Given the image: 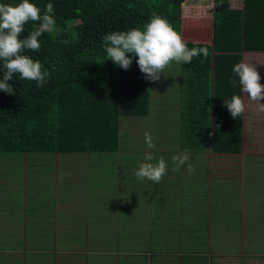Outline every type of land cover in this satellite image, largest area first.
I'll use <instances>...</instances> for the list:
<instances>
[{
  "label": "trees",
  "instance_id": "1",
  "mask_svg": "<svg viewBox=\"0 0 264 264\" xmlns=\"http://www.w3.org/2000/svg\"><path fill=\"white\" fill-rule=\"evenodd\" d=\"M183 1L32 0L42 13L46 4H53L54 29L60 32L42 34L38 38L39 52L26 50V54L39 60L44 70L51 73L43 87L38 88L35 81L22 80L14 74L9 83L15 93L0 90V157L119 151L126 139L122 137L121 120L148 115L152 83L141 73L137 57L133 56L127 70L106 59L102 38L113 31L142 30L153 15L165 18L182 36ZM18 2L0 0L9 4ZM72 20L75 23L68 29L66 24ZM35 26L33 22L27 23L21 38ZM184 41L188 48L206 47L208 56L179 64L182 72L178 113L180 141L173 154L187 150L194 155L207 149L238 154L242 149V115L233 118L224 98L234 94L242 97L232 67L243 61V53L264 52V0H242L240 7L215 8L210 43ZM230 77L237 80L235 86L229 83ZM0 79H3L2 69ZM132 145L138 146L128 145L131 151L120 153V157L132 151L142 152ZM138 166L130 168L131 177H136L134 170ZM75 167L79 169L77 172L85 171L79 162ZM200 230L197 227L194 233L202 241ZM165 232L170 236L174 233L172 227ZM3 247L1 245L0 249ZM157 249L161 253H172V248L167 246Z\"/></svg>",
  "mask_w": 264,
  "mask_h": 264
},
{
  "label": "crops",
  "instance_id": "2",
  "mask_svg": "<svg viewBox=\"0 0 264 264\" xmlns=\"http://www.w3.org/2000/svg\"><path fill=\"white\" fill-rule=\"evenodd\" d=\"M175 105L177 118L180 112V101L178 100ZM245 113L244 109L242 113L241 152L223 154L207 150V161L203 165L204 168L195 166L197 159L191 158L189 160V163L195 168L192 174L185 170L186 166L182 167L180 171H173L174 165L172 164L168 165L167 173L159 184L147 179L141 180L143 182L139 183L132 180V178L138 179L137 177L128 176L130 171L123 168L136 167L143 162V159L106 161V173L109 176L108 188L103 187L106 208L99 207L92 212V223L97 217L106 223L107 240L101 246L107 248L106 255H94L99 252L96 249H91L94 253L85 254V248H98L99 246H91L88 243L90 239L85 242L84 228L81 225L78 229H58L57 217L53 221L48 209L52 201H54L53 208L56 207L58 197V193L52 194L53 188L49 186L52 175L47 177L44 173L43 178H41L39 175L42 173L37 170L28 173L16 169L20 166L34 165L21 163L15 165L16 170L11 172L14 181L22 187L25 184L26 189L34 184H37V187L34 193L30 194L28 190L27 195L23 197L21 196V187L17 191L10 190L13 193L4 191L5 185L0 181V190L3 192L1 198L23 209V211L18 210L17 212L15 210L9 211L7 215L0 217V245L10 248L43 247L45 251L46 248H50L52 251L51 248L80 246L83 247V252L81 254L0 253V264H99V262L108 264V261L113 264H189V262L181 263L180 258L174 261L175 256L178 257L177 252L174 251H172L173 254L139 253L142 248L149 251L148 247L157 249L163 246L170 248L202 246L204 249L212 247V251L206 259L204 258L205 251L201 254L203 264H218L214 262L218 255H226L227 264H249V262L251 264H264V218L261 219V216H264V140L259 137V140L254 143L256 156L252 153L243 152V149L247 148L250 143V134L243 135L247 121V114ZM250 123L254 124V120ZM256 129H259L260 136L264 134V123L258 124ZM251 136H253L252 133ZM94 166L97 165H92V167ZM6 171L8 170H1L0 168V174L3 175ZM82 173L87 174L84 171ZM201 174L202 182H198L201 180ZM86 177L91 181L94 178V171H90ZM193 181L197 182L195 191H202L196 193L197 197H194L191 190ZM201 185H203L202 190L200 189ZM39 188L45 191H41ZM202 195H204L205 201L200 213L208 216L211 210L220 211L217 216L230 225L216 224V219L214 227L217 231L213 237L211 235L207 237L208 243L201 241L199 244V241L195 239V233L193 237L195 241L192 239L184 243H180L179 240L175 242L172 235L170 236L165 232L170 226L174 231L175 207L180 208L184 197L188 198V203H192L193 200L201 199ZM137 196H140V199L143 197L147 199L146 208L140 205L135 198ZM165 196L167 197V205L165 206L171 207V209L164 210L166 214H161L157 210V205L162 204L159 197ZM177 200H179L178 204H175ZM29 202H33L31 207H28ZM135 205L136 207L133 208ZM234 214H240L244 217L238 228H234L231 220H229ZM9 220L11 227L6 223ZM3 223L5 226H2ZM134 226L138 230L135 231L136 234L133 232ZM222 226L229 227L230 231L234 233L230 235V243L217 238L218 231L222 229ZM85 235L89 238L86 229ZM133 235H135L134 239ZM63 241H70L71 243L67 244ZM250 248L252 249L249 250ZM185 255L189 257V252L181 254V256Z\"/></svg>",
  "mask_w": 264,
  "mask_h": 264
},
{
  "label": "rangeland",
  "instance_id": "3",
  "mask_svg": "<svg viewBox=\"0 0 264 264\" xmlns=\"http://www.w3.org/2000/svg\"><path fill=\"white\" fill-rule=\"evenodd\" d=\"M242 5V0H184L182 2V38L187 41L192 42H206L210 43L211 41V18L212 12L217 7H240ZM75 23L74 20L67 23L66 26L68 29L72 27ZM60 31L54 29L52 33L55 35ZM73 37H76L75 32H73ZM243 61L249 64H253L256 71L260 74L261 80L260 83L264 84V52H244ZM182 82V72L179 64L173 62L168 68L164 70L161 75L160 80L151 81V98H150V111L148 115L141 117H128L121 120V132L122 137H126L125 144L122 141V146L119 151H94L86 153H29L24 155H4L0 157V168L1 170H8L5 174H0V181L5 185L4 191L14 190L17 191L20 187L21 196L27 195V191L32 194L35 192L37 184L29 189H26L25 184L23 187L16 183L12 176V171L15 170V165L21 163L24 165H34L32 167H23L20 166L18 169L24 170L26 172L32 171L35 167V170H43L42 174L39 177L43 178V174L46 173L47 177L51 175V183L49 186L53 188L52 194H57V205L53 208V202H51L50 207L48 208L51 212V218L53 221L57 219V227L59 230H71L78 229L81 225L84 228V240L88 242L91 246H99L98 248H85V254H91V249H96L99 252L94 255H106L107 248L101 247L102 244L106 243L107 240V229L106 223H104L99 217L92 223V212L99 207L106 208V198L103 195V187L108 188L109 176L107 175V166L106 161L122 159V160H139L143 159L145 152H130L128 154L120 157V153H126L131 151L128 150V145L137 144L136 147L140 150L151 151L154 153L156 158H163L167 165H172L171 157L174 155V150L178 148L179 145V115L176 118V105L178 100H180V90ZM178 95V96H177ZM179 98V99H178ZM244 105L245 111L247 114V121L244 129V136L250 134L249 140L250 143L247 148L243 149L244 153H252L256 156V146L255 142L259 140V137L264 140V134L260 136L258 124L264 123V110H261L259 105L251 100H249L244 94ZM264 103V99L260 101ZM176 118V119H175ZM175 119V120H174ZM254 120V124L250 122ZM145 132L151 133L153 137V142L155 143V149H148L145 143ZM251 133L253 136H251ZM244 138V137H243ZM164 148V149H161ZM210 151V149H207ZM207 150L203 151L200 154H190V158H197L195 166L203 167L205 161H207ZM172 152V153H171ZM54 154V155H53ZM61 154V155H59ZM225 156V155H224ZM110 157V158H108ZM200 158V159H199ZM52 160L50 166L46 164ZM82 164L84 172L87 174L90 171H94V178L89 181L88 177L82 173V171L76 170V164ZM73 165V166H72ZM92 165H97L92 167ZM170 168V167H169ZM204 168V167H203ZM130 170V168H123ZM202 169V168H201ZM48 170H51L49 173ZM48 171V173H47ZM73 171V172H71ZM70 173V175H67ZM63 174V179L60 177ZM50 175V176H49ZM54 175V176H53ZM130 176V173L128 174ZM201 180L202 182V174ZM192 177H194L192 175ZM47 180V178H45ZM134 182L142 183L143 181L136 178H132ZM170 181V180H169ZM168 181V182H169ZM30 182V181H29ZM196 181H193V187L196 185ZM159 184V183H157ZM192 187V188H193ZM203 185L200 189L202 190ZM39 190H41L39 188ZM19 191V192H20ZM45 191V190H41ZM13 193V191H10ZM1 190H0V217L7 215L9 211L18 210L23 211L22 207H18L14 204L9 203L5 199H2ZM194 197H197L196 193L199 191L193 192ZM136 196V195H135ZM189 198V194L187 192ZM172 198V196H169ZM141 206L146 208L147 199H140V196L135 197ZM188 198L184 197L183 203L180 208L175 207L176 221L174 233L172 235L175 242L179 240L180 243L188 242L194 237V227H200V234L202 236V241L208 243L209 237L214 236V233L217 231L214 227L216 224H230L226 223L224 219L218 217L217 215L220 211H210V215H204L202 212L203 202L205 201L204 195L201 199L193 200L192 203H188ZM9 199V198H8ZM218 199V198H217ZM5 200V202H4ZM159 200L162 202L161 205H157V210L161 214H166L164 210H170L171 207H166L167 197H159ZM176 201L175 204H178ZM145 202V203H143ZM6 204V205H5ZM33 202H29L28 207H31ZM136 205L133 207L135 208ZM47 210V208H46ZM4 213V214H3ZM242 215L234 214L229 220L234 228L240 227L242 223ZM264 216H261V219ZM225 221V222H221ZM209 222V224H208ZM9 227H11V221L6 222ZM213 227H211L210 226ZM247 224V223H246ZM5 226V223L2 224ZM189 226V227H187ZM172 226H170L171 228ZM222 229L218 231L217 238L219 240L231 242V236L234 233L230 231L229 227L222 226ZM85 229L88 232L89 238L85 235ZM1 237V236H0ZM92 237V241H91ZM76 238V237H75ZM199 244L201 243L198 236L195 237ZM195 239H193L195 241ZM64 243L70 244V241H63ZM1 247V245H0ZM192 249L193 251H191ZM243 250V248H241ZM250 248L249 250H251ZM256 249L259 250L258 247ZM0 250L4 254L12 253H36V254H45V253H57V254H81L83 252V247L80 246H63L58 248H52L50 251L49 248H46V251L43 247H27L19 249V251L12 250L9 247L4 246ZM174 252H177L178 257L175 256L177 261L180 258L181 263L189 262V264H203V258L201 254L205 251V259L212 251V247L195 246L193 248H172ZM189 252V257L181 256L182 253ZM147 252H160L158 249H153L152 251H147L142 248L139 252L140 254H146ZM130 254V253H129ZM218 264H227L226 255H218L215 258V261ZM99 264H107L106 262H99ZM108 264H113L111 261H108ZM143 264V263H142ZM249 264H251L249 262Z\"/></svg>",
  "mask_w": 264,
  "mask_h": 264
},
{
  "label": "clouds",
  "instance_id": "4",
  "mask_svg": "<svg viewBox=\"0 0 264 264\" xmlns=\"http://www.w3.org/2000/svg\"><path fill=\"white\" fill-rule=\"evenodd\" d=\"M29 22L36 26L27 36L21 38L25 25ZM54 27L52 3L46 4L43 13L32 0H19L15 4L0 3V69L3 70L0 90L7 94L15 93L9 83L14 74L22 80L35 81L38 88L48 82L51 73L44 70L39 60L26 54V50L39 52L41 44L38 38L44 33H51ZM102 39L106 59L127 70L135 56L145 79L153 82L160 80L164 70L173 62L188 64L194 57L202 56L207 59L208 56L206 47L188 48L182 36L159 15H153L142 30L132 28L127 31H113L105 34ZM128 53L132 56L127 55ZM232 72L238 77L240 92L264 110V103L260 102L264 99V84L260 83L261 77L254 65L240 61L234 64ZM229 83L235 86L237 80L230 77ZM224 104L233 118L241 116L245 109L242 97L236 94L224 98ZM145 143L148 149H155L153 137L149 132H145ZM189 160L187 150L172 155V170L180 171L186 166L185 170L192 174L195 168ZM167 168V162L162 157L157 159L153 152L146 151L143 162L139 164L134 175L140 180L147 179L159 183L166 175ZM60 179H63V174Z\"/></svg>",
  "mask_w": 264,
  "mask_h": 264
}]
</instances>
